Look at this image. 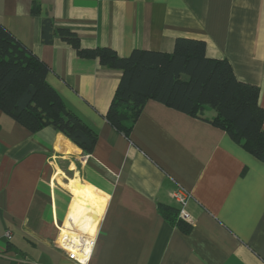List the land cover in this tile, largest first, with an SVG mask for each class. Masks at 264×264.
Listing matches in <instances>:
<instances>
[{"label": "crops", "instance_id": "0c3cea01", "mask_svg": "<svg viewBox=\"0 0 264 264\" xmlns=\"http://www.w3.org/2000/svg\"><path fill=\"white\" fill-rule=\"evenodd\" d=\"M45 17L75 31L83 48L124 57L204 40L207 57L227 59L239 80L260 87L264 108V0H0V23L97 132L86 154L53 127L32 132L0 109V264H77L57 246L61 232L96 234L88 264H264V161L213 125L210 108L195 117L150 99L130 134L119 131L106 113L123 72L58 35L45 43ZM73 178L91 192L71 190ZM177 187L191 196L192 223L160 212L179 209Z\"/></svg>", "mask_w": 264, "mask_h": 264}, {"label": "trees", "instance_id": "16d2710c", "mask_svg": "<svg viewBox=\"0 0 264 264\" xmlns=\"http://www.w3.org/2000/svg\"><path fill=\"white\" fill-rule=\"evenodd\" d=\"M40 10L35 2L32 13ZM57 35L81 56L123 72L106 113L119 131L130 134L150 99L195 117L210 108L216 112L209 120L213 125L264 161L260 87L239 80L227 59L207 57L204 40L178 38L172 53L135 49L124 57L107 46L83 48L75 31L58 29L52 18H43V41L51 43ZM48 72V66L0 23V109L32 132L53 127L84 153H92L97 132L67 106L48 82ZM160 212L172 223L182 222L177 207L161 205Z\"/></svg>", "mask_w": 264, "mask_h": 264}, {"label": "built area", "instance_id": "2783aa9c", "mask_svg": "<svg viewBox=\"0 0 264 264\" xmlns=\"http://www.w3.org/2000/svg\"><path fill=\"white\" fill-rule=\"evenodd\" d=\"M170 195L171 198L179 206V218L185 222L192 223L193 217L187 210V204L189 199L191 198L190 194L183 188L177 187L170 193ZM5 235L6 238H10L12 236V233L8 230L5 232ZM88 242H91L92 248L90 253L87 255L85 252V247L87 246ZM95 243L96 234L92 239L86 240L84 237L76 238L69 234L63 235L61 232L57 238L56 244L61 250L66 252V254L71 260L75 261L77 264H88Z\"/></svg>", "mask_w": 264, "mask_h": 264}, {"label": "bare ground", "instance_id": "6f19581e", "mask_svg": "<svg viewBox=\"0 0 264 264\" xmlns=\"http://www.w3.org/2000/svg\"><path fill=\"white\" fill-rule=\"evenodd\" d=\"M69 188L71 189V190H73V191H78V190H85L87 193H90L91 192V188L88 186V185H86V184H84V183H82L81 181H80V179H78V178H73V179H70L69 180ZM92 200H93V202L96 204V206H98V207H101L102 206V203H100L97 199H96V197H95V195H93L92 194ZM85 252H86V254L88 255V248H87V246L85 247Z\"/></svg>", "mask_w": 264, "mask_h": 264}, {"label": "rangeland", "instance_id": "374dc122", "mask_svg": "<svg viewBox=\"0 0 264 264\" xmlns=\"http://www.w3.org/2000/svg\"><path fill=\"white\" fill-rule=\"evenodd\" d=\"M71 228H72L74 231L79 230V229H78V226H76V225H75V226H70V229H71ZM96 233H97V232H96Z\"/></svg>", "mask_w": 264, "mask_h": 264}]
</instances>
